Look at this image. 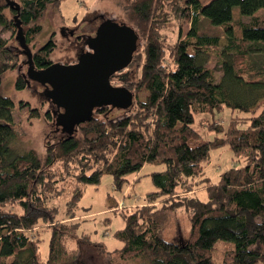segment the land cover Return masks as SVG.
Segmentation results:
<instances>
[{
  "label": "trees",
  "instance_id": "trees-1",
  "mask_svg": "<svg viewBox=\"0 0 264 264\" xmlns=\"http://www.w3.org/2000/svg\"><path fill=\"white\" fill-rule=\"evenodd\" d=\"M63 1L0 0V28L17 33L28 47L41 35L48 12L60 13ZM120 1L126 24L141 41L129 65H136L137 83L123 82L134 93V104L118 117L109 115L118 109L97 110L70 138L55 131L43 155L21 140L14 102L3 95L5 77L21 58L0 38V264H78L79 252L69 248L75 225L54 220L57 211L49 204L73 186L67 216L75 218L86 186L100 184L108 173L121 190L127 176L146 164H163L165 170L151 173L156 191L144 204L119 212L125 225L114 237L123 244L121 260L215 264L217 244L227 242L234 248L221 264H264V67L255 69L251 62L252 55L264 56V0H211L205 5L199 0ZM236 7L247 22L234 19ZM202 16L223 29L225 41L198 33ZM172 22L191 25L185 38L178 33L175 41L169 40ZM56 47L51 39L36 51L28 48L34 67L53 64ZM208 48H221L219 82L208 66ZM15 86L23 91L30 82L21 74ZM144 89L148 96L141 101L136 97ZM225 107L243 114L233 116L226 129L209 123L217 134L204 140L194 127L196 116L214 117ZM29 113L40 118L37 109ZM53 113L45 119L54 122ZM220 149L231 151L234 165L214 182L206 167ZM198 188L207 200L198 198ZM31 207L41 214L30 215ZM180 209L189 218V238L167 241L163 224ZM44 231L51 232L46 261L38 238Z\"/></svg>",
  "mask_w": 264,
  "mask_h": 264
},
{
  "label": "rangeland",
  "instance_id": "rangeland-1",
  "mask_svg": "<svg viewBox=\"0 0 264 264\" xmlns=\"http://www.w3.org/2000/svg\"><path fill=\"white\" fill-rule=\"evenodd\" d=\"M201 4H207L211 0H199ZM60 13L57 9H51L42 22L43 31L35 43L29 44L30 51H36L51 39L56 44V50L52 55L53 63L71 64L81 56L78 46L71 38L69 30L76 36H83L92 32L91 26L100 24L99 16L104 13V17L113 18L120 23H128L124 5L120 0H64L61 4ZM261 13V12H260ZM234 19L248 21V17L240 14L236 7L233 10ZM92 20V21H91ZM90 23H93L90 25ZM172 22L167 30V35L171 42L177 39L178 33L185 38L191 25L189 23ZM64 28V34L61 33ZM198 33L204 36L219 37L225 41L223 29L212 25L205 17H200L198 23ZM0 38L6 40L8 44L20 55L21 63L17 69L9 72L5 77L3 95L10 97L15 106L14 115L16 130L21 140L30 148L37 150L40 155L46 151V145L56 135L55 121L45 119V114L55 107L50 100L44 96L43 86L36 82H30L29 88L23 91L16 90V80L21 74L26 76L28 69V56L25 48L21 47V40L17 39V33L6 31L0 28ZM29 50V49H28ZM210 62L208 66L213 70L216 81L222 77L221 72V48H208ZM252 66L255 69L264 67V56L255 54L251 56ZM136 65L128 66L123 74H127L126 79L133 84L137 83ZM141 72V68L138 70ZM114 84L123 86L119 79L114 80ZM148 92L144 89L137 94V99L145 101ZM109 108V107H108ZM37 109L40 118H31L29 110ZM124 114L123 110L110 111V117H118ZM238 111L225 107L224 111L214 117L200 114L196 116L194 124L203 136L204 140H211L217 132L210 130L209 123H214L219 128L226 129L233 116L240 115ZM96 115V113H95ZM99 117L107 115L99 114ZM56 131V132H55ZM58 133V132H57ZM238 166L240 164L235 163ZM234 165L233 154L228 149L216 150L212 154L211 163L206 167L207 175L214 182L219 181V173ZM165 170L163 164H146L137 173L127 176L128 183L121 190H117L114 185V178L111 174L105 173L98 185H88L85 187L84 195L78 202L75 209V218H68L67 204L73 194V186L69 187L65 193L54 199L49 207L56 208L54 220L67 225H75L74 234H70L69 248L79 252L78 264H138V261H123L119 258V250L122 242L114 237V233L122 229L125 225L120 215L122 209L135 207L145 203V198L151 192L156 191L152 181L151 173ZM197 196L201 200H207L204 189L198 188ZM119 206L122 208L117 209ZM29 214L37 216L41 214L31 207ZM42 223V222H41ZM162 237L167 241H185L190 235V222L184 209L170 213L167 221L163 224ZM42 239L40 253L43 261L47 260L49 254L50 231L39 234ZM234 248L233 243L219 242L213 252L215 264H221L227 251Z\"/></svg>",
  "mask_w": 264,
  "mask_h": 264
},
{
  "label": "water",
  "instance_id": "water-1",
  "mask_svg": "<svg viewBox=\"0 0 264 264\" xmlns=\"http://www.w3.org/2000/svg\"><path fill=\"white\" fill-rule=\"evenodd\" d=\"M140 37L126 23L107 18L89 38L92 51L83 53L74 64L53 63L36 69L28 47L21 41L29 58L26 77L29 82L45 86V95L58 110L55 129L70 138L78 127L91 121L103 107L128 110L134 93L125 86L113 87L111 78L124 71L140 48ZM44 87V88H45Z\"/></svg>",
  "mask_w": 264,
  "mask_h": 264
},
{
  "label": "flooded vegetation",
  "instance_id": "flooded-vegetation-1",
  "mask_svg": "<svg viewBox=\"0 0 264 264\" xmlns=\"http://www.w3.org/2000/svg\"><path fill=\"white\" fill-rule=\"evenodd\" d=\"M99 18L101 19V22H100V24L102 23V22H104V20L105 19H107V17H104V13H102L100 16H99ZM92 21V20H91ZM93 23H90V25H92ZM100 24H98V26L97 27H95L94 25H92L91 26V30H92V32L89 34H85V35H83V36H81V37H79V36H76L75 35V33L74 32H72L71 30H69V33H70V36H71V38H73L74 39V41H75V43H76V46H78L77 48H78V51L79 52H81V54L80 55H82L83 53H86V52H88V51H92L90 48H89V45H88V41H89V38H91V37H94L95 35H96V30H97V28L99 27V25ZM64 28H62V30H61V33L62 34H64ZM79 59V58H78ZM78 59H77V61H75L74 63H76V62H78ZM74 63H71V64H74ZM128 78V76H127V74H123V71L122 72H120V73H116L112 78H111V84H112V86L113 87H120V85H118V84H114V80L115 79H119L120 81H122V82H124V81H127L126 79ZM45 87V86H44ZM43 87V88H44ZM45 90H46V87H45V89H44V92L43 93H41V94H45ZM55 107V106H54ZM103 108H106V107H103ZM103 108H101V109H103ZM99 110V109H98ZM50 111V110H49ZM54 113V116H55V118H56V115L59 113L58 112V110H57V108L55 107V110L53 109L52 110ZM97 111V110H96ZM95 111V112H96Z\"/></svg>",
  "mask_w": 264,
  "mask_h": 264
},
{
  "label": "built area",
  "instance_id": "built-area-1",
  "mask_svg": "<svg viewBox=\"0 0 264 264\" xmlns=\"http://www.w3.org/2000/svg\"><path fill=\"white\" fill-rule=\"evenodd\" d=\"M121 208H122V207H121V206H119L117 209H119V210H120Z\"/></svg>",
  "mask_w": 264,
  "mask_h": 264
}]
</instances>
